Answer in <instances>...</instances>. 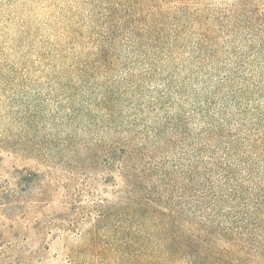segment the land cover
<instances>
[{"label":"trees","instance_id":"16d2710c","mask_svg":"<svg viewBox=\"0 0 264 264\" xmlns=\"http://www.w3.org/2000/svg\"><path fill=\"white\" fill-rule=\"evenodd\" d=\"M105 2L75 72L107 77L88 114L112 133L62 172L76 264H264V0Z\"/></svg>","mask_w":264,"mask_h":264},{"label":"rangeland","instance_id":"374dc122","mask_svg":"<svg viewBox=\"0 0 264 264\" xmlns=\"http://www.w3.org/2000/svg\"><path fill=\"white\" fill-rule=\"evenodd\" d=\"M105 4L0 0V264H76L85 238L68 224L76 219L78 176L67 183L62 172L68 159L86 156L83 143L112 133L88 114L93 87L104 91L107 77L75 72L76 62L96 51ZM248 81L253 105V76ZM254 81L261 82L257 75ZM71 106L78 114L69 119Z\"/></svg>","mask_w":264,"mask_h":264}]
</instances>
